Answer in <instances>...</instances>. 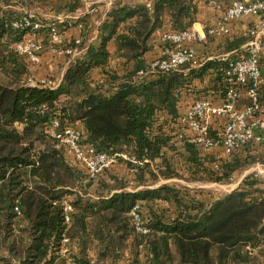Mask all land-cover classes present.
Instances as JSON below:
<instances>
[{"label": "trees", "instance_id": "obj_1", "mask_svg": "<svg viewBox=\"0 0 264 264\" xmlns=\"http://www.w3.org/2000/svg\"><path fill=\"white\" fill-rule=\"evenodd\" d=\"M148 1H113L98 26L96 45L83 41L85 17L69 23L41 15L43 26L36 31L41 57L53 45L51 24L62 36L54 47L63 50L75 39L64 32L80 21L81 54L74 60L63 54L58 77L28 83L29 62L15 45L29 28L13 26L21 13L12 6L70 14L82 0H0V264H264V179L245 176L219 197L167 183L148 187L156 179L151 169L156 161L163 178L186 177L175 168L183 165L186 179L216 183H228L256 159L264 161V142H247L228 156L220 148L204 152L187 141L180 122L195 98L225 100V71L248 35L225 37L218 53L238 49L227 58L150 74V62L169 49L161 34L192 28L198 0ZM203 1L221 13L230 2ZM159 37L163 54L146 58ZM115 58L118 65L112 66ZM259 66L264 75L260 57ZM96 70L102 73L99 82L92 78ZM258 100L264 107V82ZM53 119L57 130H79L80 147L125 153L138 162L119 158L89 179L65 145L50 136ZM221 127L220 119L213 120L211 134ZM168 152L175 155L167 157ZM64 202L73 209L68 223ZM133 205L145 232L135 230Z\"/></svg>", "mask_w": 264, "mask_h": 264}, {"label": "built area", "instance_id": "obj_2", "mask_svg": "<svg viewBox=\"0 0 264 264\" xmlns=\"http://www.w3.org/2000/svg\"><path fill=\"white\" fill-rule=\"evenodd\" d=\"M20 13V18L13 22V26L27 27L29 31L15 48L18 53L26 56L30 67H33L41 62L42 46L36 31L43 26V23L37 12L33 10L22 7ZM247 16L257 17V22L249 28V39L241 47V53L229 61L225 71L229 83L225 100L215 104L207 99L195 98L180 117L187 141L196 144L204 152L220 148L222 154L228 156L234 149L247 142H264V107L260 106L258 100V89L264 82V75L259 66L261 34L264 33V0H230L220 18L206 32H198L193 27L181 32H164L161 34V39L169 44V49L162 57L152 60L148 66L147 72L150 74L175 70L186 63L197 66L199 61L196 44L204 42L207 35L227 36L231 25ZM49 38L53 44L50 48L52 52L68 55L69 60H74L81 54V49L78 48L80 38L74 39L73 47L56 50L54 46L60 44L62 36L52 24ZM138 74L141 75L142 72ZM26 81L34 83L30 76ZM215 119L221 120L222 127L213 136L210 131L211 123ZM50 125V136L65 145L67 154L87 170L89 179L103 169L116 164L119 158L134 164L138 162L134 156L125 153H96L91 148H82L78 144L80 133L77 128L66 126L57 130L59 125L55 119L51 120ZM254 175L264 179V168L256 167ZM137 209V205L131 207L130 218L134 222L136 232H145L140 224ZM72 211V206L64 202L63 213L66 223L69 222Z\"/></svg>", "mask_w": 264, "mask_h": 264}, {"label": "crops", "instance_id": "obj_3", "mask_svg": "<svg viewBox=\"0 0 264 264\" xmlns=\"http://www.w3.org/2000/svg\"><path fill=\"white\" fill-rule=\"evenodd\" d=\"M57 2H64L65 0H54ZM115 0H82V6L74 13L65 14L64 12H49L46 10L41 15L45 21L49 22H61L62 19L67 20L70 22H76L80 17H85L86 26L88 27L86 36H83L85 38L83 41L85 44L91 43L93 45H96L99 41V32H98V26L101 23L102 19L104 18L105 12L108 10V8L111 6ZM125 3L130 5H136V4H149L148 0H123ZM48 4V3H47ZM48 7V5H46ZM26 8V7H23ZM221 16L220 9H215L211 5L205 3L203 0L197 1V13L195 22L193 23L192 27L197 30L198 32H206L205 28L206 26L213 25ZM257 22V17L254 16H247L242 18L241 20H238L234 22L230 27V32L227 36L218 37V36H210L207 35V38L204 42H201L199 44H196V55L197 59L199 61V66L202 61L206 59H212L214 56H221V58H227L230 53L236 52L238 53V49H233L228 52L224 53H218L223 51L224 49V42L225 37H232V36H239V35H248V30L253 26L254 23ZM82 25L83 23L77 22L75 25H72L69 27L65 32L64 35L67 39L71 38H78L81 37V31H82ZM158 35V33H157ZM261 41H262V48L259 54V57L261 59H264V33L261 34ZM153 47L146 52L145 57H159L163 54V47L161 45V39L159 37V40H153ZM245 44V43H244ZM242 44L239 47V51L241 50V47L244 45ZM53 58V60H51ZM51 60V62H50ZM118 62V59L115 58L112 61V66H115ZM64 65V55L62 53H54L51 50L45 51L42 54L41 62L33 67H30V77L34 82H43L46 83L47 78L45 77L47 73H50V71L54 68ZM118 65V64H117ZM102 73L100 70H96L92 78L95 82H99L102 80ZM241 180L239 179L236 183H238ZM157 186V185H156ZM224 195V194H223Z\"/></svg>", "mask_w": 264, "mask_h": 264}, {"label": "rangeland", "instance_id": "obj_4", "mask_svg": "<svg viewBox=\"0 0 264 264\" xmlns=\"http://www.w3.org/2000/svg\"><path fill=\"white\" fill-rule=\"evenodd\" d=\"M13 8L16 9L17 12L20 13L21 9L23 6H12ZM34 7V6H33ZM30 10H33L35 12H37L38 16L40 17L41 14L43 13V11H40L38 9L35 8H31ZM45 12V11H44ZM51 60H53V58H51ZM50 60V62H51ZM61 66L57 67L56 69H52L50 71V73H47V75L45 77H47L49 79L50 76L52 77H58L60 72H61ZM167 157H171L173 155H175V153L172 152H168ZM260 157V156H259ZM262 160H264V155H262ZM172 163L174 162V159L171 158ZM158 162V161H156ZM155 162V163H156ZM155 163L153 165H151V169L156 173V179L155 182L151 185H149L148 187H154L156 185H161L164 183L167 184H174L177 187H181V188H185L188 190L189 193L194 194L197 192H200V194L202 195H209L211 197H219L223 194H226L228 192H230L232 189H234L235 187H237V181L240 179L242 180L245 176L248 175H254L255 172V168L256 167H261L264 168V161H261L260 158L256 159L252 164H250L249 166L243 168L241 171L235 173V175L233 176V178L228 181V183H216V182H212V181H206V180H191V179H186L189 175L188 172H186V170H183V165H180L179 167L175 166V168L182 174H184V176H175L172 178H163L160 174L157 173L156 168H155ZM137 175H136V181H137ZM239 184V183H238ZM144 187V185H143ZM139 188H142L141 186ZM138 188V189H139Z\"/></svg>", "mask_w": 264, "mask_h": 264}]
</instances>
